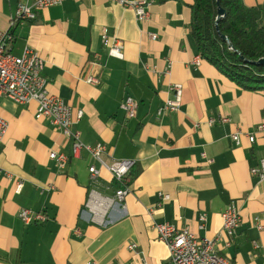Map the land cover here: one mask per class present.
Here are the masks:
<instances>
[{
  "label": "crops",
  "instance_id": "crops-1",
  "mask_svg": "<svg viewBox=\"0 0 264 264\" xmlns=\"http://www.w3.org/2000/svg\"><path fill=\"white\" fill-rule=\"evenodd\" d=\"M18 1L0 0V30L9 29L12 53L36 50L45 62L46 90L74 113L83 112L72 125L80 140L104 144L108 161L134 165L130 192L107 209L104 226L95 224L85 203L92 190L113 197L117 184L110 173L86 152L58 169L48 154L70 156L61 130L35 118V102L0 98V117L8 122L0 141V264H166L167 245L154 229L160 222L199 237L218 234L215 250L233 264H264V180L250 173L264 160V135L253 143L230 138L264 122V89H244L205 60L193 63L192 0H145L144 21L115 0H63L10 27ZM242 1L251 6L264 0ZM103 29L122 42L121 58L109 55ZM89 76L97 82L87 83ZM171 83L182 85L180 106L157 119ZM127 96L138 105L131 119L120 108ZM218 116L228 122L206 124ZM90 164L99 170L94 179ZM159 193L170 199L154 208ZM229 204L242 218L231 236L222 231L220 215ZM22 208L43 212L46 220L23 224Z\"/></svg>",
  "mask_w": 264,
  "mask_h": 264
},
{
  "label": "built area",
  "instance_id": "built-area-1",
  "mask_svg": "<svg viewBox=\"0 0 264 264\" xmlns=\"http://www.w3.org/2000/svg\"><path fill=\"white\" fill-rule=\"evenodd\" d=\"M63 0H19L15 11L10 20V27L14 23H25L33 21L38 10L58 5ZM123 7H130L134 10L136 18L144 21L148 18L149 3L145 0H115ZM151 39H155V34H149ZM12 36L8 30H0V98H6L10 101L27 105L31 102L36 103L35 118L46 119L51 124L57 126L62 134L70 142V156L64 153L50 151L48 156L56 162L58 169H65L69 160L78 157L81 152H86L100 167L107 170L117 188L113 197L101 196L96 191H91L87 197L85 206L90 214L91 222L104 226L106 224L104 215L107 209L115 202H122L125 196L130 192V174L134 161L130 159L107 160V149L104 144L87 145L80 140L79 134L73 130L72 125L82 116V110L74 113L72 107L65 103L60 97L50 94L46 90V79L43 76L44 59L39 53L25 46L19 55L12 53L9 47V41ZM102 43L107 48L109 55L122 57V42L107 35L106 29L102 32ZM96 56H98L96 54ZM200 57L197 55L193 58L194 64H199ZM87 83L95 84L97 78L89 76ZM170 98L156 109L155 117L161 118L163 115L175 112L180 106L182 96V85L180 83H171L169 85ZM137 102L127 96L125 97L120 108L125 117L131 119L135 117ZM228 118L224 116L211 117L206 120L207 125L215 123H227ZM8 128V122L0 117V141ZM257 134L264 135V122L259 123L253 130L242 131L237 129L230 134V138L239 143L240 137L244 136L250 143H253ZM90 178L94 179L99 175V170L90 164L87 168ZM252 176L257 177L258 181L264 180V160L260 159L257 167L251 168ZM21 188V182H16V191ZM170 196L167 193H159L158 201L154 208H159L163 203L168 201ZM153 211V209H152ZM222 231L231 236L240 226L242 218L238 208L234 204L227 205L221 212ZM18 218L23 224L42 223L46 220L43 212L33 211L22 208L18 211ZM205 224V215L198 216V229H203ZM257 228L263 226L257 224ZM157 238L167 245L169 257L166 264H233L228 258L217 253L215 244L219 239L216 234L213 237L197 236L186 228H177L176 226L160 222L154 224ZM257 247V244L254 243ZM127 248L135 250V244H128ZM86 264H96L90 261ZM138 264H147L141 262Z\"/></svg>",
  "mask_w": 264,
  "mask_h": 264
},
{
  "label": "trees",
  "instance_id": "trees-1",
  "mask_svg": "<svg viewBox=\"0 0 264 264\" xmlns=\"http://www.w3.org/2000/svg\"><path fill=\"white\" fill-rule=\"evenodd\" d=\"M217 0H192L189 35L200 59L247 90L264 89V1L246 6L242 0H218L224 17L217 23ZM225 36L229 49L219 35Z\"/></svg>",
  "mask_w": 264,
  "mask_h": 264
},
{
  "label": "water",
  "instance_id": "water-1",
  "mask_svg": "<svg viewBox=\"0 0 264 264\" xmlns=\"http://www.w3.org/2000/svg\"><path fill=\"white\" fill-rule=\"evenodd\" d=\"M216 3H217V14H216V19H215V28H216V31L218 32L217 23L224 17L225 12L220 7L218 0L216 1ZM219 36L224 42H226L229 49H233L231 44L229 43L228 39L225 36H223L221 34ZM253 64H264V58H260L257 61H254Z\"/></svg>",
  "mask_w": 264,
  "mask_h": 264
}]
</instances>
